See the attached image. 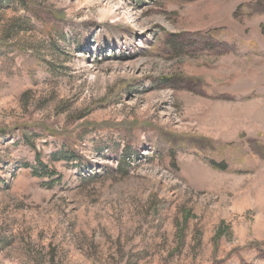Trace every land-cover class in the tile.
Returning <instances> with one entry per match:
<instances>
[{
	"label": "rangeland",
	"instance_id": "1",
	"mask_svg": "<svg viewBox=\"0 0 264 264\" xmlns=\"http://www.w3.org/2000/svg\"><path fill=\"white\" fill-rule=\"evenodd\" d=\"M0 264H264V0H0Z\"/></svg>",
	"mask_w": 264,
	"mask_h": 264
},
{
	"label": "trees",
	"instance_id": "2",
	"mask_svg": "<svg viewBox=\"0 0 264 264\" xmlns=\"http://www.w3.org/2000/svg\"><path fill=\"white\" fill-rule=\"evenodd\" d=\"M37 161H38V165L40 167H42V171L43 172H39L38 170H34V175L37 176V177H40V178H46V177L51 178L55 172L52 171V172L49 173L47 171V167H44V164L40 161V159H38ZM53 184H54V182H50L47 185L50 186V185H53Z\"/></svg>",
	"mask_w": 264,
	"mask_h": 264
}]
</instances>
